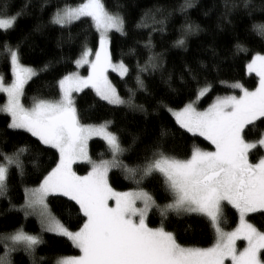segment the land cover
I'll return each instance as SVG.
<instances>
[{"label": "snow or ice", "instance_id": "1", "mask_svg": "<svg viewBox=\"0 0 264 264\" xmlns=\"http://www.w3.org/2000/svg\"><path fill=\"white\" fill-rule=\"evenodd\" d=\"M50 2L42 0L32 4L31 0H25L21 8L14 9L12 0H0V36L3 37L0 46L9 60L12 77L5 83L0 76V93L6 97L5 103L0 105V113L6 114V128L13 130L14 134H20L18 130L29 133L40 145L58 153L55 166L42 176L38 186L25 187L24 203L20 206L25 216L30 211L38 215L41 232L65 237L79 250V255L58 257L54 264H226V261L230 264H264V225L258 227L247 218L256 212L264 216V153L259 154L255 162L249 158L253 149H264V127L253 140L247 138L245 131L246 128L249 131L256 129L257 121L264 126V54L256 53L247 63L248 72L258 77V84L251 90L235 82L231 87L239 89V95L217 96L206 108L200 109L196 104L210 92L212 85L206 79L201 83L196 70L185 64L188 80L196 84L193 98L179 108L157 101V107L169 112L181 129L203 137L214 146V150L193 146L186 158L169 155L161 146L168 129L161 125L158 142L146 149L142 156L124 163L120 157L130 151L131 146L125 148L120 136L110 130L111 120L100 124L82 123L73 93L90 86L100 100L109 105L126 106L147 114L142 104L135 103V95L137 90L148 92L141 74L162 67V60L151 51L154 47L151 32L143 41L148 58L144 65L137 62L135 88H128L125 98L107 76L109 68L118 72L120 77L129 73L123 61L113 63L109 51V32L128 34L124 17L118 12H109L102 0H81L75 6L67 3L52 5L48 24L66 29L71 41L73 22L90 21L99 33V48L93 51L85 38L74 63L77 68L87 65L88 75L69 72L58 80L59 91L55 98L36 97L30 106H26L22 102L25 85L38 71H47L51 62L39 69L26 66L21 62L20 42L12 46L8 35L15 30L21 16L30 14L27 12L29 7L43 12ZM194 6L195 0H183L168 10L157 8L161 18L157 20L153 15L152 20L160 27L152 31L164 32L167 19L176 11L185 14L187 19V9ZM224 7L223 16L229 24V16L237 8L247 10L249 16L253 11L264 14V3L257 6L252 0L226 3ZM141 26L136 24L137 28ZM253 27L264 39V23ZM182 29V34L173 41L175 47H185V37L200 31L199 25L190 22L184 23ZM235 48L236 52L247 51L240 43ZM135 51L129 49L130 53ZM171 79L169 76L168 80ZM180 79L187 83L184 74ZM94 136L105 141L110 159H91L88 141ZM28 151L27 144L13 145L12 152L0 149V198L8 199L12 207L15 205L8 196L13 186L12 177L19 175L23 182L25 170L21 157ZM77 160H86L91 165L87 175L79 176L73 171L72 165ZM112 168L122 169L136 187L122 192L114 190L108 182ZM149 178L159 182L166 193V202L158 203L154 195L142 187ZM50 193H59L74 201L68 210L69 220L74 209L82 214V225L73 228L54 214L46 200ZM224 202L238 213L239 222L232 230H225L222 226ZM153 209L160 217L159 225L155 227L148 223V215ZM186 215L207 220L215 234V242L210 247L184 245L178 241L175 232L165 226L170 219ZM5 239L22 246L32 258V264H38L36 250L44 242L39 233L31 234L21 227ZM238 240L246 242L242 248L237 247Z\"/></svg>", "mask_w": 264, "mask_h": 264}, {"label": "trees", "instance_id": "2", "mask_svg": "<svg viewBox=\"0 0 264 264\" xmlns=\"http://www.w3.org/2000/svg\"><path fill=\"white\" fill-rule=\"evenodd\" d=\"M24 2L25 0H12L13 8H21ZM37 2L42 0H31L32 4ZM79 2L81 0H51L43 12L38 8L29 7L27 12L30 14L21 16L17 20L15 30L8 35L12 46L20 42L21 62L25 65L39 69L46 62H51L47 71L38 72L27 84L24 95L26 105L36 97L55 98L59 91L58 80L69 72H80L74 60L78 57L85 38L87 46L93 51L99 48V33L91 26L90 21L89 23L73 22L70 26L73 36L71 41L68 39L66 29L61 30L58 26L48 24L52 5L67 3L75 6ZM102 2L109 12H118L124 17L128 33L127 35L115 31L111 33L110 53L113 63L123 61L129 68V73L124 78L111 73L110 79L118 93L127 98V89L135 88L137 62L144 65L148 58V49L145 48L143 41L148 39L149 32L154 46L151 51L162 60V67L141 74L148 92L137 90L135 103L142 104L147 114L126 106L109 105L106 101L100 100L94 90L88 88L74 95L80 121L86 124H100L105 120H111L110 130L120 136L125 148L131 146V150L125 152L122 157L124 163L142 156L146 149L158 142L161 125L168 129V135L161 146L169 155L186 158L193 146L213 150V145L203 137L181 129L169 112L157 107V101L162 100L173 108H179L193 98L196 84L188 80L185 64L196 70L201 83L206 79L212 85L210 92L202 98L201 107L212 102L217 96L238 93L231 87L235 82L243 84L250 90L254 88L258 84V77L247 72V63L256 53L264 54V39L253 27L264 23V14L253 11L249 16L247 10L242 7L237 8L229 16L231 20L229 24L223 16L226 12L224 4L242 3L243 0H195V6L187 9V19L185 14L174 12L166 21V30L161 33L152 31L153 28L160 27L152 20L153 15L157 20L161 18V14L157 13L156 9L168 10L178 6L183 0H102ZM252 3L258 6L264 3V0H252ZM186 22L199 25L200 31L185 37V47H175L173 41L182 34V25ZM137 23L142 26L137 28ZM37 27L39 30H36ZM2 39L3 37L0 36V40ZM237 43L244 45L247 51L236 52ZM129 49L136 51L130 53ZM85 72L86 69L83 67L82 73ZM181 74L185 75L186 84L181 81ZM0 75L4 76L6 82H10V63L2 46H0ZM169 76L172 77L171 80H168ZM4 99L1 94L0 105ZM154 108L157 110L153 111ZM7 119L6 114L0 113V149L12 152L13 145L27 144L29 151L21 157L25 170L23 182L21 183L19 175L12 177L13 186L8 196L15 207L9 205L8 199L0 198V257L6 249L1 237L21 227L28 233H39L44 241L36 250L38 264H54L58 257L78 255L79 250L72 246L67 238L46 231L41 232L39 221L34 217L25 216L21 210L25 187L38 186L42 176L55 166L58 153L55 149L40 145L29 133L18 130L20 134H14L13 130L6 128ZM256 123L258 127L253 131H249L248 128L245 130L250 140L256 139L261 128L264 127L260 126L259 121ZM134 138L135 143H133ZM89 145L90 154L95 161L110 156L102 139L96 138ZM262 153L264 149L256 148L250 153V159L255 162ZM75 170L79 174H86L89 167L78 164ZM108 176L109 184L116 191H129L136 187L131 179L125 177L120 168L111 169ZM142 187L151 192L158 203L166 202V193L158 181L146 179ZM47 203L54 214L69 222L73 228L82 225V214L75 212L74 209L69 220L68 210L74 205V201L61 195H51ZM222 215V226L225 230L236 227L239 221L238 213L231 205L225 206ZM148 218L150 226L159 225L160 217L155 209L150 212ZM248 219L258 227L264 225V216L260 212L251 213ZM165 226L173 230L178 241L184 245L209 247L215 242L214 231L203 217L186 215L170 219ZM40 257L44 259L40 260ZM11 260L12 264H32V258L23 247H18L13 252Z\"/></svg>", "mask_w": 264, "mask_h": 264}, {"label": "rangeland", "instance_id": "3", "mask_svg": "<svg viewBox=\"0 0 264 264\" xmlns=\"http://www.w3.org/2000/svg\"><path fill=\"white\" fill-rule=\"evenodd\" d=\"M114 31V30H113ZM113 31H111V32H109V37H110V41H111V33L113 32ZM111 50V46H110V44H109V51ZM250 62V61H249ZM115 63V62H114ZM118 63V62H117ZM27 66V65H26ZM85 68L86 69V72L85 73H82V68ZM79 69H80V72H79V74L81 75V76H86V75H88V66L87 65H84V66H81V67H79ZM39 72V71H38ZM38 72H37V74H38ZM247 72H248V70H247ZM111 73H115L116 75H118L119 76V74H118V72H114V71H112V69L111 68H109V70H108V72H107V76H108V79L112 82V80L110 79V76H111ZM249 73V72H248ZM251 74H255V73H251ZM256 75V74H255ZM0 76H2V75H0ZM35 76H33L32 77V79L34 78ZM120 77V76H119ZM125 77V76H124ZM124 77H121V78H124ZM3 78H4V76H3ZM12 78V77H11ZM32 79H30L29 81H28V83L32 80ZM4 81H5V78H4ZM5 83H7L6 81H5ZM27 83V84H28ZM27 84L25 85V88H26V86H27ZM112 84L114 85V83L112 82ZM115 86V85H114ZM116 87V86H115ZM91 89V90H94V89H92L90 86L89 87H87V88H84V89ZM84 89H82L80 92H83V90ZM234 89H236V88H234ZM237 91H238V93H235V95H239L240 94V90L239 89H236ZM118 91V90H117ZM80 92H78V93H80ZM3 95L4 96V102L3 103H5V101H6V97H5V95L3 94V93H0V95ZM77 93H73V95H76ZM225 95H229V94H225ZM224 95V96H225ZM215 99V98H214ZM213 99V100H214ZM201 101H202V98L199 100V102L196 104V106L198 107V108H200V109H203V108H206L207 106H208V104L206 105V106H203V107H201L200 106V103H201ZM22 102L24 103V97L22 98ZM32 102V101H31ZM31 102H30V104H31ZM2 103V104H3ZM211 103V102H210ZM209 103V104H210ZM1 104V105H2ZM25 104V103H24ZM30 104L29 105H26V106H30ZM109 128H110V126H109ZM198 135V134H197ZM96 138H99V139H102L101 137H92V138H90L89 139V141H88V154H89V156L91 157V159L92 160H94L93 159V157H92V155L90 154V145H89V143L92 141V140H96ZM103 140V139H102ZM104 141V140H103ZM105 142V141H104ZM106 144V143H105ZM213 150H214V146H213ZM254 150V149H253ZM252 150V151H253ZM251 151V152H252ZM124 155V154H123ZM123 155L120 157V159L122 160V157H123ZM250 158V157H249ZM104 159H110V156H108L107 158H104ZM99 160H101V159H99ZM99 160H96V161H99ZM251 160V159H250ZM95 161V160H94ZM78 164H81V165H87L88 167H89V170L87 171V173L86 174H79V173H77L76 172V170H75V167H76V165H78ZM72 169H73V171L74 172H76V174L77 175H79V176H84V175H87L88 174V172L91 170V165L86 161V160H77V161H75L74 163H73V165H72ZM113 169V168H112ZM110 172V171H109ZM109 174V173H108ZM108 182H109V176H108ZM122 192V191H121ZM51 195H60L59 193H50L48 196H47V198H46V200H48V198L51 196ZM62 196V195H61ZM110 204H114V201H110L109 202ZM139 203V202H138ZM227 205V202H224L223 203V206H222V214H223V211H224V208H225V206ZM24 212V211H23ZM151 212V211H150ZM150 214V213H149ZM251 215V213L248 215V217ZM28 216H31V217H34V218H36L38 221H39V217H38V215L37 214H35V213H32L31 211H30V214L28 215ZM149 216V215H148ZM222 217H223V215H222ZM247 217V218H248ZM148 220H149V218H148ZM239 222V221H238ZM238 222H237V224H238ZM40 224V223H39ZM41 226V225H40ZM230 230H232V229H230ZM15 232V231H14ZM14 232H12V233H14ZM12 233H8V234H5V235H3L1 238H2V242H4V246H5V253L0 257V264H12V260H11V256H12V254H13V252L18 248V247H22V246H19V245H13L12 244V242L10 241V240H7L6 241V236H8V235H10V234H12ZM55 234V233H54ZM245 241H243V240H238L237 241V247L238 248H242L244 245H245ZM210 247V246H209ZM13 249H15V250H13ZM79 255V254H78ZM226 264H230V261H226Z\"/></svg>", "mask_w": 264, "mask_h": 264}]
</instances>
